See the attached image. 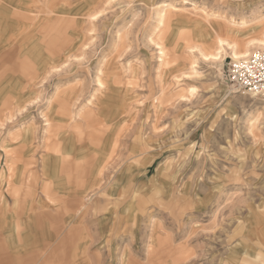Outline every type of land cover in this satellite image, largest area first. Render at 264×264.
<instances>
[{"label": "rangeland", "instance_id": "rangeland-1", "mask_svg": "<svg viewBox=\"0 0 264 264\" xmlns=\"http://www.w3.org/2000/svg\"><path fill=\"white\" fill-rule=\"evenodd\" d=\"M165 5L160 67L151 33ZM2 16L3 38L58 25L52 36L71 49L23 96L35 102L0 122V264H239L235 251L248 252L240 264H264V97L229 81L227 45L217 60L199 52L217 54L219 39L239 51L264 40V0H4ZM41 48V59L58 53ZM68 86L85 92L78 103L97 92V138L111 146L96 148L93 185L66 163L72 182L58 191L45 173L46 134L58 132L46 115ZM78 111L66 133L73 141L93 132L82 122L90 110ZM17 185L19 231L10 236Z\"/></svg>", "mask_w": 264, "mask_h": 264}, {"label": "crops", "instance_id": "crops-1", "mask_svg": "<svg viewBox=\"0 0 264 264\" xmlns=\"http://www.w3.org/2000/svg\"><path fill=\"white\" fill-rule=\"evenodd\" d=\"M22 6V5H21ZM4 7V0H0V43L2 42V45H0V122L2 120L13 118V115L24 108L25 103L22 102L24 99V95H28L32 90H30L31 85L39 79L40 72L45 69L46 63H51L53 60H55L56 55L61 56L59 52L68 51L70 50V45H66L65 42H63L60 37L54 35L55 29H58L62 26L55 25L52 28H48V26H39L36 27V24L33 25V33H29L26 31L21 30L22 33L20 35L18 33H13L11 36H7L8 38H3L5 35V20L4 16H2ZM24 12L28 11V7L22 6L20 8ZM12 17V14H9ZM9 16V17H10ZM58 19H62V17H57ZM5 28V29H4ZM64 27H62V31H64ZM51 30V31H50ZM54 30V32H52ZM37 36V37H35ZM51 36V37H50ZM46 37H49L46 39ZM4 39V41H3ZM12 45L11 48L8 49V47ZM41 45V49L43 52H58V53H51L49 55L48 53H44L46 58L41 59L38 56V47ZM16 49V51H14ZM14 51V52H13ZM12 52V53H11ZM17 54L16 59H13V55ZM48 77V76H46ZM98 78V75H97ZM101 78V76H100ZM102 79V78H101ZM30 83V87L26 86V83ZM97 82V80H96ZM29 89V90H28ZM25 92V93H24ZM29 92V93H28ZM96 92V91H95ZM91 92L89 95V98L92 97L93 94H97V92ZM85 96V92L83 90H79L78 87L72 86L68 88H63L60 90H56L55 96L53 97L55 100L52 104H49L51 107L50 114L48 116L46 115V119H50L53 123H57L58 125H61V128L58 130V143L51 142V140L47 136V144L46 147L48 148L52 153L48 157L44 158L45 162V173L48 176L49 183L48 185L52 187V189H58V191H61V189L71 184L72 175L67 171L66 169V163H74L76 162V165L78 166V172H79V183L83 182V179L86 178V182L89 186L93 185L94 180L97 175V166L94 165L93 159L98 158L99 151L96 149L98 147L102 146H111L108 142L104 144V140H100L98 137L99 129L98 123L104 122V118L102 116H99V113H97L92 107L93 104H91L89 107L90 114H88V120L82 119L83 124H85V127L83 128H90L93 130L92 136L89 139H73L75 136L72 135V137L69 138V136L66 134L69 131V128L74 124V122L70 123L71 121H74L73 113L75 111H78V109L83 106V104L86 102V100L83 103H78L80 99ZM30 99L28 103L35 102V97L31 98L30 96L27 98ZM78 99V100H76ZM53 100V99H51ZM51 102V101H50ZM77 102V103H75ZM27 103V104H28ZM93 103V102H92ZM59 104V108L56 107V105ZM76 114V113H75ZM74 114V115H75ZM78 119V118H77ZM81 121V119H79ZM87 123V124H86ZM89 123V124H88ZM31 128H25L24 132ZM61 134V135H60ZM66 134V135H65ZM22 139L28 140L26 138L25 133L23 131L21 132ZM67 139L69 141L67 142ZM84 141H85V147H87V151L83 154L79 151V148H77L78 144H81L82 147H84ZM87 143V144H86ZM49 145V146H48ZM52 147H58L61 149V155L65 156L64 159H62V156L56 157V152ZM77 154L80 153V155L83 158L82 160H78L75 158ZM103 154V152H102ZM85 165V167L83 166ZM84 167V169H83ZM66 170L67 174H64V171ZM84 177V178H82ZM14 180L16 181V184L18 182V176H15ZM70 187V186H69ZM93 189L95 187H92ZM18 185L15 187V194L17 192ZM17 194L14 202V222L12 227L9 229L10 236H17V233L19 231L18 229V223H17V210H18V199ZM1 201V199H0ZM2 211V205L0 204V241L3 238V235H6L5 232H3V215L1 213ZM159 242L158 239L154 241V243ZM1 247V246H0ZM248 254L247 251H241V252H233V259H237L239 264L241 261L249 262L250 260L243 257L242 254ZM1 258V256H0Z\"/></svg>", "mask_w": 264, "mask_h": 264}, {"label": "bare ground", "instance_id": "bare-ground-1", "mask_svg": "<svg viewBox=\"0 0 264 264\" xmlns=\"http://www.w3.org/2000/svg\"><path fill=\"white\" fill-rule=\"evenodd\" d=\"M100 8H98V11L100 12V10H99ZM98 11H94L93 13H91L90 14V21H92V22H94L97 18H98V16H99V12ZM156 25H154V30L152 31V33H151V37L153 38V37H155L154 39H152L155 43H156V45L159 47V50H160V52H161V55H160V62L162 63V61H164L163 60V58H164V55H166V46H165V44L162 42V33L163 32H165V28H166V26H167V15H168V12H167V8H166V5L165 6H163V7H161L160 9H158V11L156 12ZM258 20V19H257ZM247 23V21H246V19L244 18L243 20H242V22H241V24H246ZM120 33V32H119ZM118 36V35H117ZM121 36V35H120ZM118 41V40H117ZM226 42V40H224V39H219L218 40V46H219V52H217V54H212L210 57H208V55L207 54H205V53H202V51L200 50L199 52L204 56V57H206V58H210L211 59V57L214 59V60H217V59H219L220 58V56L222 55V52H223V50H225V49H227V47L228 48H230L231 50H232V56H233V58H240V57H243V56H246V55H248V54H250L251 53V51H250V49L251 48H253L254 47V45H259L260 47H263L264 48V40L263 39H259L258 41H252L253 43H250L249 45H247V47L245 48V49H242V50H238L237 48H235V47H233V45L231 44V43H225ZM225 45H227V47H225ZM193 47V46H192ZM194 48H192V50H193ZM192 52V51H191ZM70 57V56H69ZM67 60V59H66ZM63 63V62H62ZM101 65V64H100ZM163 65V63L160 65V67ZM56 67V66H55ZM58 68V67H57ZM193 71L195 70V65H192L191 67H190ZM101 69H102V67H101ZM159 69H161V68H159ZM100 70V69H99ZM101 75H102V73H101ZM96 76V75H95ZM97 79V78H96ZM162 80V79H161ZM97 83L99 84L98 86H103V82H102V79L100 78V75H98V79H97ZM101 89V88H100ZM195 88H193L191 91L192 92H194L195 90H194ZM97 90H98V88H97ZM99 91V90H98ZM97 95V94H96ZM254 96V95H253ZM95 97V94H93L92 95V97L91 98H89V99H87V101L84 103V105L88 108V109H90L89 107H91L90 105H91V103L94 101V98ZM55 99L53 98V100H51V104L53 103V101H54ZM76 100H78V99H76ZM75 103H77V102H75ZM105 104V103H104ZM94 105V104H93ZM82 106V105H81ZM85 108V107H84ZM99 108V107H98ZM105 108V107H104ZM109 109V108H108ZM77 112H80V111H77ZM77 114V113H76ZM73 115H74V113H73ZM14 116V115H13ZM77 117V116H76ZM47 118V117H46ZM79 118V117H78ZM79 119H81V118H79ZM75 120V119H74ZM48 121V120H47ZM78 121V120H77ZM74 125V124H73ZM57 128H58V130H59V128H61V125H58L57 124ZM56 136H57V138L56 139H53L52 140V137H48L50 140H51V142L53 143V142H55V143H58V137H60V136H58L59 134L58 133H56L55 134ZM61 135V134H60ZM59 144V143H58ZM49 146V145H48ZM48 148H50V147H48ZM52 149H54V151L56 152V157H59V156H62L61 158L62 159H64V157L65 156H63V155H61V149L60 148H58V147H52ZM111 149V148H110ZM102 182V181H101Z\"/></svg>", "mask_w": 264, "mask_h": 264}, {"label": "built area", "instance_id": "built-area-1", "mask_svg": "<svg viewBox=\"0 0 264 264\" xmlns=\"http://www.w3.org/2000/svg\"><path fill=\"white\" fill-rule=\"evenodd\" d=\"M227 77L236 90L264 97V49L257 48L246 56L233 58L228 64Z\"/></svg>", "mask_w": 264, "mask_h": 264}]
</instances>
